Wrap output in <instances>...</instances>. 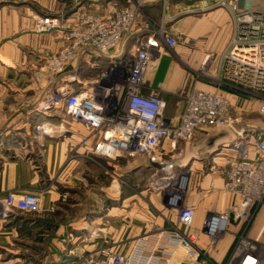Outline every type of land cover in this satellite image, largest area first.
<instances>
[{"label": "crops", "instance_id": "0c3cea01", "mask_svg": "<svg viewBox=\"0 0 264 264\" xmlns=\"http://www.w3.org/2000/svg\"><path fill=\"white\" fill-rule=\"evenodd\" d=\"M89 2L82 0L78 6L84 9ZM107 2L89 3L87 9L103 15ZM218 2L171 0L166 4L168 7L163 6L164 9L167 7V14L163 12L160 0H150L143 8V14L164 13L167 18H172L170 22L181 20L179 29L174 30L181 34L182 40L171 47L159 39L142 87L143 93L157 95L163 100L162 114L169 123L178 122L185 103L182 98L195 88L224 92L238 112V95L227 93L211 80L198 81L193 77L202 57L206 53H222L232 35V16L229 9ZM50 4L52 0L44 2L46 10L51 9ZM35 12V8L28 4L15 2L0 5V154L35 153L45 165L46 180H49L43 183L30 161L20 163L21 170L16 169V164H3L0 167V199L4 196L2 192L8 189L18 193L33 192L41 196V209L47 210L61 199L62 193L63 197L69 194V201H74L73 196H76L75 201L82 202L83 195L84 201L94 204L86 205L82 214L92 217L95 215L94 208H98L99 197L121 195L123 208H109L103 216L117 220H108L103 227L109 230L114 242H123V255H129L142 264H227L231 247L241 232L258 249H264V207L256 211L251 222L230 223L216 240L203 229V221L209 213L220 212L236 200L235 195L224 189L223 172L227 161L235 156L230 144L242 137L239 129L234 125L232 128L201 127L191 141H178L174 148L165 141L154 154L147 156L129 157L118 153L108 157L97 153L95 147L107 137L108 129L90 127L80 120L71 119L66 115L64 105H57L48 111L39 109L47 86L40 80L38 85L34 80L33 75L40 73L38 60L45 53H58L66 41L60 30L35 33ZM44 14L55 16L52 12ZM140 17L133 36L124 37L119 46L106 53L78 54L62 73L54 77L52 85L73 90L74 84L67 79L75 75L76 81L73 82L87 89L94 78L116 64L125 53H133L137 39L149 36L151 31ZM157 25L156 30H159L162 23ZM166 32L173 37L169 29ZM78 53L94 52L79 50ZM88 73L90 77L85 78ZM235 122L239 123L240 119L236 117ZM245 124L250 129H240L244 132L242 138L253 144L252 130L257 131L258 124L252 120ZM168 154L175 156L167 162L163 156ZM162 163L171 164V168L190 175L188 178L185 176L186 190L182 200L184 206L195 209L189 227L179 222L177 214L162 203L159 194L145 197L143 191L140 196L132 195L131 175L137 174L138 170L159 174L164 169H171L162 167ZM110 168L112 176L107 172ZM114 171L122 177L120 183L116 184ZM179 178L180 175L178 182ZM26 215L31 218L38 216L15 211L10 223H0V250L4 244H12L16 236H26L24 230L28 229L17 224L33 222L24 217ZM25 220L28 221L22 223ZM92 224L99 225L98 222ZM175 229L195 234V247L200 253L198 258L190 259L182 249L168 244L166 234ZM118 247L120 245L113 246Z\"/></svg>", "mask_w": 264, "mask_h": 264}, {"label": "built area", "instance_id": "2783aa9c", "mask_svg": "<svg viewBox=\"0 0 264 264\" xmlns=\"http://www.w3.org/2000/svg\"><path fill=\"white\" fill-rule=\"evenodd\" d=\"M89 1L91 4L108 1L105 13L98 15L88 10V3L86 8H77L60 20L55 16L34 19L37 33L60 30L66 41L58 53L45 56L39 67L37 80L47 86L42 109L52 110L57 105H64L66 115L71 119L90 127L108 129L107 137L95 147L97 153L108 157L118 153L129 157L147 156L154 154L165 141L171 148L178 141H191L201 127H233L229 100L222 92L192 89L176 124L164 119V102L160 97L142 92L145 73L159 39L171 47L178 44L163 29V24L160 31L137 39L133 53H125L116 64L94 78L82 99L67 87L50 88L54 77L62 73L78 54L106 53L119 46L124 37L133 36L136 21L150 0ZM160 1L163 6L168 2ZM218 3L229 9L233 20L232 35L222 52V78L230 87L259 95L257 112L264 117V12L252 11L248 5L238 9L235 2L220 0ZM165 18L167 16L163 14L162 22ZM79 50L94 53H78ZM230 146L235 156L227 161L223 172L224 189L235 195L236 200L230 207L206 216L203 229L210 238L220 235L230 223L248 222L252 205L264 198V133L257 135L253 144L238 138ZM181 200L180 195H169L167 205L177 214L179 222L189 227L195 209L180 207ZM40 204L41 196L36 193L10 191L0 200V220L11 211L38 213ZM166 235L169 245L182 249L190 259L199 257L195 234L175 229ZM235 241L227 264H264V249H258L244 232L239 233ZM79 264L142 263L129 255L101 249L81 259Z\"/></svg>", "mask_w": 264, "mask_h": 264}, {"label": "rangeland", "instance_id": "374dc122", "mask_svg": "<svg viewBox=\"0 0 264 264\" xmlns=\"http://www.w3.org/2000/svg\"><path fill=\"white\" fill-rule=\"evenodd\" d=\"M46 0H0V5H6L8 3H15L18 2L20 4H28L35 8L34 19L37 16H53V15H46L44 13L52 12L59 20L62 18L67 17L69 14L73 13V10L79 8V3L82 0H52V4H50L51 9L46 10L44 6V2ZM171 0H168L167 5ZM214 1V0H212ZM220 1V0H219ZM225 3L228 2H235L238 5V9H242L244 5H248L249 9L252 11L264 12V0H223ZM219 4V3H218ZM79 5V6H78ZM166 5V6H167ZM221 5V4H219ZM163 12L166 14L167 7L164 9L161 3ZM67 13V14H66ZM66 14V15H65ZM164 14V13H163ZM163 14L156 15L155 13H147L143 14L140 17L142 23H146L147 27L151 32L155 31L158 28L160 22L163 24L166 31L169 29L171 35L176 39V41L182 40L181 34H177L174 29H179V25L181 24V20H174V22H170L172 18H166L163 21ZM65 15V16H64ZM162 18V19H161ZM161 19V21L159 20ZM167 20V21H166ZM34 21V20H33ZM33 30L37 33L34 29V22H33ZM59 31V30H54ZM51 31V32H54ZM42 33H50V32H41ZM169 33V32H168ZM64 37V34H63ZM55 54V53H45L41 56L38 60V69L41 65V62L45 56ZM174 54V53H170ZM223 53L219 54H211L206 53L204 58L202 57L200 63L194 70L193 77L196 78L198 81H207L211 80L217 85L220 89L225 90L227 93L236 94L238 95V112L232 106L229 97L223 92L226 98L229 100L230 104V112L233 119L238 120L240 122L237 123L233 122V125L239 129V135L244 137V132L240 129H250L246 126L245 122L248 120H252L258 124L257 131L256 129L252 130V134L254 140H256L257 135L264 131V117L259 115L257 112L258 104H259V95L255 94H248L244 91L230 87L226 84L225 80L222 78L221 69L222 63L224 65V61L222 58ZM154 54L152 55V59ZM203 60H206L203 62ZM223 61V62H222ZM162 67L160 66V71ZM158 71V73L160 72ZM38 75V74H37ZM37 75H33L36 84L39 85L37 82ZM90 74L88 73L87 78H89ZM160 76V74H158ZM77 79H81L77 77ZM68 82H72L73 92L75 93H83L86 90V87H80L76 81L75 75L68 77ZM78 82V80H77ZM76 84V86H75ZM78 85V86H77ZM50 88H58L55 85L50 84ZM60 89V88H58ZM204 90V89H203ZM207 91V90H205ZM213 92V91H209ZM45 97V93L43 94ZM184 97V96H183ZM186 99V97L182 98ZM119 108V107H118ZM241 137V136H240ZM241 137V138H242ZM237 140V139H236ZM235 140V141H236ZM234 141V142H235ZM231 145V144H230ZM234 150V149H233ZM175 154H168L163 156V160L167 161L171 160ZM28 161L31 162L35 171L41 178V181L45 183L46 177V169L44 168L45 165L42 163L41 158H37L36 154H27V153H10V152H3L0 154V167L4 165H15L16 169L21 170L22 166L20 163H27ZM104 166V164H103ZM169 169V168H168ZM107 172L112 176V170L107 169ZM179 175H185L188 178L190 175L186 172H181L175 168H171L170 170H163L159 174H154L149 171L138 170L137 174L131 175L130 181V188L132 195L140 196V194L145 193V197L150 194H159L161 197L162 203L166 204L167 208L174 211L170 206L167 205L166 199L169 195L176 194L180 195V198L183 200V196L185 194V186L182 190L178 188V177ZM114 176L116 180V184L122 181V177H118L116 171H114ZM168 178V179H165ZM165 179V180H164ZM106 181H103L105 183ZM187 182V181H186ZM177 190L178 192H176ZM14 191V190H5L3 195L6 193ZM63 193L61 194V199L56 201L52 204V206L47 210L40 209V212L35 213L36 217H30L26 215L24 217H28V220H32L33 222H26L28 220L18 222L17 224L21 227H25L28 230H24L26 236L19 237L16 236V240L12 242V244L6 243L3 245V249L0 250V264H79L80 260L88 256L89 254H94L99 252L101 249H108L109 251L122 254V251L125 249V246L122 247L123 242L117 243L111 239V234L108 232L109 230L103 225H106L108 220H117V218L113 217H103L106 213V210L109 208H114L113 210H118L119 208L122 209V200L121 195H116L114 198L111 197H104L97 203L98 208H94V216H83L82 212L85 209L86 205L94 204L89 201H84V197L82 195V202L75 201L76 196L74 197V201H69L68 195L65 194L63 197ZM4 197V196H3ZM79 198V197H78ZM1 200V199H0ZM181 200V206L184 204ZM42 204V201H41ZM40 204V205H41ZM264 207V198L259 202H255L249 212L248 220L251 222L256 211L260 210ZM264 209V208H263ZM23 212V211H21ZM15 211H11V213L5 217V219L0 220V223H10L13 219L12 216ZM29 213V212H25ZM101 215V216H99ZM98 222L99 225L95 224L93 226L92 223ZM105 229V230H102ZM16 230V229H15ZM226 231V229H225ZM223 233V232H222ZM221 233V234H222ZM220 234V235H221ZM219 236V235H218ZM216 237L213 240H216L219 237ZM132 239V238H131ZM251 240V239H250ZM120 245V247L113 248V246ZM236 245V241L233 243L230 253L232 249ZM229 253V254H230Z\"/></svg>", "mask_w": 264, "mask_h": 264}, {"label": "bare ground", "instance_id": "6f19581e", "mask_svg": "<svg viewBox=\"0 0 264 264\" xmlns=\"http://www.w3.org/2000/svg\"><path fill=\"white\" fill-rule=\"evenodd\" d=\"M206 60H203V62H205ZM195 89H198V88H195ZM201 90H203V89H201ZM78 95V97H79V99H82L83 97H84V94L83 93H78L77 94ZM259 105V104H258ZM42 106H40L39 107V109H41L42 111H48V110H44V109H42L41 108ZM258 109V108H257ZM165 179H168V178H165ZM164 179V180H165ZM184 185H185V175H181L180 176V178H179V182H178V188L180 189V190H182L183 189V187H184ZM176 192H178L177 190H175ZM216 238V237H215Z\"/></svg>", "mask_w": 264, "mask_h": 264}, {"label": "water", "instance_id": "95a60500", "mask_svg": "<svg viewBox=\"0 0 264 264\" xmlns=\"http://www.w3.org/2000/svg\"><path fill=\"white\" fill-rule=\"evenodd\" d=\"M188 3H191V2H193V1H197V0H186ZM162 165V167L164 166V168H171V164L170 165H168V164H166V165H163V163L161 164ZM165 170V169H164Z\"/></svg>", "mask_w": 264, "mask_h": 264}]
</instances>
